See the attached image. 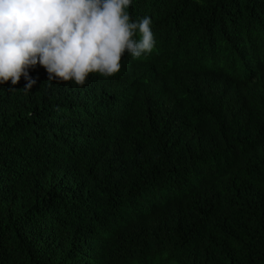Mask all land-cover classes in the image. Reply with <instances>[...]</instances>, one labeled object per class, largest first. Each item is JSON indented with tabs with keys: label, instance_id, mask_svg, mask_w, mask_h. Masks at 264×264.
Masks as SVG:
<instances>
[{
	"label": "trees",
	"instance_id": "obj_1",
	"mask_svg": "<svg viewBox=\"0 0 264 264\" xmlns=\"http://www.w3.org/2000/svg\"><path fill=\"white\" fill-rule=\"evenodd\" d=\"M152 54L0 85V264H264V0H134Z\"/></svg>",
	"mask_w": 264,
	"mask_h": 264
},
{
	"label": "clouds",
	"instance_id": "obj_2",
	"mask_svg": "<svg viewBox=\"0 0 264 264\" xmlns=\"http://www.w3.org/2000/svg\"><path fill=\"white\" fill-rule=\"evenodd\" d=\"M199 2V0H197ZM134 0H0V85L21 90L37 84L30 72L43 67L49 81L84 86L91 75L108 79L125 55L139 60L156 49L150 16L133 19Z\"/></svg>",
	"mask_w": 264,
	"mask_h": 264
}]
</instances>
